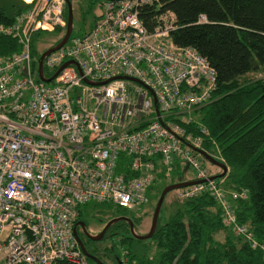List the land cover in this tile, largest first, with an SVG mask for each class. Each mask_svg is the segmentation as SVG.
Wrapping results in <instances>:
<instances>
[{
	"label": "built area",
	"instance_id": "built-area-1",
	"mask_svg": "<svg viewBox=\"0 0 264 264\" xmlns=\"http://www.w3.org/2000/svg\"><path fill=\"white\" fill-rule=\"evenodd\" d=\"M164 1H107L88 34L46 57L48 79L76 63L51 83L34 68L33 42L41 32H66V0L26 2L13 24H0V37L19 44L0 56V264H90L74 233L85 208L145 207L158 171L170 177L178 165L206 180L180 189V198L208 193L232 233L264 251L232 208L248 192L211 180L198 152L225 164L205 149L209 132L194 116L214 101L216 70L173 42L174 13L153 32L141 19L142 8Z\"/></svg>",
	"mask_w": 264,
	"mask_h": 264
},
{
	"label": "trees",
	"instance_id": "trees-1",
	"mask_svg": "<svg viewBox=\"0 0 264 264\" xmlns=\"http://www.w3.org/2000/svg\"><path fill=\"white\" fill-rule=\"evenodd\" d=\"M29 8L23 0H0V24H13ZM167 12L176 16L173 42L179 47L194 48L217 72L214 101L195 111L194 116L209 132L205 149L219 151L228 167L223 177L226 188L248 192L246 200L232 204L238 222L264 245V78L244 80L249 74L264 72V0H166L161 6H145L140 16L153 32ZM202 16L206 20H201ZM54 32L64 31L57 28ZM36 41L37 38L33 42L35 69L43 54ZM18 50L15 39L0 37V56ZM195 125L187 129L198 134ZM186 168L178 165L170 177L160 169L153 189L163 181H170L165 188L194 181L184 178ZM185 201L166 225L158 224L150 240H137L125 221L113 225L101 242L113 238L116 241L103 250L94 248L92 256L104 264H264V251L232 233L224 223L222 207L208 193ZM124 210L117 207L118 215L109 221L126 217ZM134 224L136 229L135 221ZM221 235L225 236L223 241L218 239ZM141 245L155 247V255L149 257L140 251ZM89 263L96 264L91 259Z\"/></svg>",
	"mask_w": 264,
	"mask_h": 264
},
{
	"label": "rangeland",
	"instance_id": "rangeland-1",
	"mask_svg": "<svg viewBox=\"0 0 264 264\" xmlns=\"http://www.w3.org/2000/svg\"><path fill=\"white\" fill-rule=\"evenodd\" d=\"M31 2L29 0H26ZM109 0H71L73 5V13H74V26H73V34L72 37H79L84 36L90 32L92 29L95 21L99 18L104 11V5ZM68 13V9H67ZM65 17H66V9H65ZM65 35V32L57 33V32H45L38 35L37 41L35 45H37V49L44 53L61 38ZM47 74L48 71L46 70ZM264 78V72L249 74L244 78V80H256ZM94 108V107H93ZM212 154L218 161L220 158L218 154ZM204 165L208 168V170L213 174L217 175L220 169L209 163L203 162ZM184 178L187 180L194 179L195 173L189 169H185ZM175 180L174 178L171 180ZM170 181H163L160 184L157 183L155 186V190L152 194V201L151 204L142 207L140 209H136L134 211H123L128 217L133 219L136 222V229L135 232L139 235V232L142 234L149 233L151 226H152V219L154 210L156 208L157 202L159 201L161 191ZM181 190H175L167 194L162 211L160 214L159 225L164 226L167 224L169 218L177 212L181 206L186 202L185 200L180 198ZM87 211V212H86ZM118 215L117 207H101V206H93L89 205L85 208V214L82 217V221L86 223L88 228L92 232H99L103 226L114 216ZM132 234V233H131ZM224 235L218 237L219 240H224ZM116 241V238L110 239L105 243L100 242L96 244L95 248H105L109 245V243H113ZM140 251L147 253L149 257H153L155 255V247H147V246H138ZM101 252V251H100ZM103 255V254H102ZM126 262V261H125Z\"/></svg>",
	"mask_w": 264,
	"mask_h": 264
},
{
	"label": "water",
	"instance_id": "water-1",
	"mask_svg": "<svg viewBox=\"0 0 264 264\" xmlns=\"http://www.w3.org/2000/svg\"><path fill=\"white\" fill-rule=\"evenodd\" d=\"M66 5H67V9H68V18H67V30H66V33L65 35L63 36L62 38V41L57 45V46H54L52 48H50L49 50H47L46 52H44L40 58V61H39V77H40V80L44 83H51L57 76L58 74L61 72V70H63L65 67L69 66V65H73V64H76L75 62H67L65 63L60 69L59 71L50 79L46 78L45 77V74H44V60L46 59V57H48L50 54L54 53L55 51L59 50L60 48H62L63 46H65L69 39L71 38L72 34H73V26H74V13H73V5H72V2L71 0H66ZM122 79H126V80H130V81H136L138 82V80L134 79V78H129V77H123ZM106 83V82H105ZM104 83V84H105ZM156 104H157V101H156ZM198 152L211 164L217 166L218 168L222 169L223 170V173L218 175V176H214L212 178H210L211 180H214V179H218V178H222L224 177L227 172H228V167L226 164H224L223 162L221 161H218L217 159H215L214 157H212L211 155H209L208 153H206L205 151H202V150H198ZM206 180H203V181H188V182H183V183H179V184H174V185H170V186H167L160 198H159V201L157 202V205H156V208H155V211H154V214H153V219H152V226H151V229H150V232L146 235H138L136 232H135V224H134V221L131 219V218H128V217H118V218H115V219H112L111 221H109L106 226L104 227V229L101 231L100 234H98L97 236H94V237H91V239H93L94 241H102L103 238L105 237L107 231L115 224L121 222V221H125L129 224L130 226V231L131 233L133 234V236L137 239V240H141V241H147V240H150L157 228H158V224H159V217H160V214H161V211H162V207H163V204H164V201H165V198L167 196L168 193L172 192V191H175V190H180V189H184V188H187L189 186H192V185H196V184H199V183H203L205 182ZM85 222L84 221H80L77 223L76 225V228H75V236L80 244V247L82 248V251L83 253L91 260H93L96 264H104L103 262H101L98 258L92 256L90 253H88V251L86 250L84 244L82 243V241L80 240L79 238V235H78V232H77V227L81 226L84 230H86V226H85Z\"/></svg>",
	"mask_w": 264,
	"mask_h": 264
},
{
	"label": "flooded vegetation",
	"instance_id": "flooded-vegetation-1",
	"mask_svg": "<svg viewBox=\"0 0 264 264\" xmlns=\"http://www.w3.org/2000/svg\"><path fill=\"white\" fill-rule=\"evenodd\" d=\"M126 217H128V216H126ZM128 218H130V217H128ZM80 221H82V219H80ZM106 224L103 226V228L99 232H96V233L92 232L88 228L87 225H85L86 226V230H84L81 226L77 227V232H78L79 238L82 241V243L84 244V246H85L86 250L88 251V253H90L91 255H92V252H93L94 248L96 247V244L101 242V241H94L93 239H91V237H94V236H97L98 234H100L101 231L106 226Z\"/></svg>",
	"mask_w": 264,
	"mask_h": 264
},
{
	"label": "bare ground",
	"instance_id": "bare-ground-1",
	"mask_svg": "<svg viewBox=\"0 0 264 264\" xmlns=\"http://www.w3.org/2000/svg\"><path fill=\"white\" fill-rule=\"evenodd\" d=\"M26 1V0H25ZM33 1V0H32ZM26 2H28V1H26Z\"/></svg>",
	"mask_w": 264,
	"mask_h": 264
},
{
	"label": "crops",
	"instance_id": "crops-1",
	"mask_svg": "<svg viewBox=\"0 0 264 264\" xmlns=\"http://www.w3.org/2000/svg\"><path fill=\"white\" fill-rule=\"evenodd\" d=\"M29 1H31V0H29Z\"/></svg>",
	"mask_w": 264,
	"mask_h": 264
}]
</instances>
